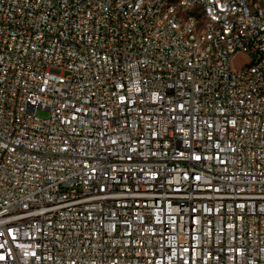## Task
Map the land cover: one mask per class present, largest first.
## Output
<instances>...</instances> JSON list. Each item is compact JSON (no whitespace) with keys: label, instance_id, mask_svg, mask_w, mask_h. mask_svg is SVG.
Segmentation results:
<instances>
[{"label":"built area","instance_id":"built-area-1","mask_svg":"<svg viewBox=\"0 0 264 264\" xmlns=\"http://www.w3.org/2000/svg\"><path fill=\"white\" fill-rule=\"evenodd\" d=\"M0 264H264V0H0Z\"/></svg>","mask_w":264,"mask_h":264},{"label":"rangeland","instance_id":"rangeland-1","mask_svg":"<svg viewBox=\"0 0 264 264\" xmlns=\"http://www.w3.org/2000/svg\"><path fill=\"white\" fill-rule=\"evenodd\" d=\"M244 61H245V56H243V55H237L232 60V66L234 68H238ZM38 115L39 116H42V117H46L47 116V112H45V111H38Z\"/></svg>","mask_w":264,"mask_h":264},{"label":"snow or ice","instance_id":"snow-or-ice-1","mask_svg":"<svg viewBox=\"0 0 264 264\" xmlns=\"http://www.w3.org/2000/svg\"><path fill=\"white\" fill-rule=\"evenodd\" d=\"M197 159H199V157H197Z\"/></svg>","mask_w":264,"mask_h":264}]
</instances>
